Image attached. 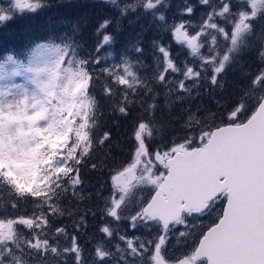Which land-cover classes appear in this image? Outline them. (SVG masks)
Listing matches in <instances>:
<instances>
[{
  "label": "snow or ice",
  "instance_id": "6c2138e0",
  "mask_svg": "<svg viewBox=\"0 0 264 264\" xmlns=\"http://www.w3.org/2000/svg\"><path fill=\"white\" fill-rule=\"evenodd\" d=\"M198 3L211 4L210 15L202 22H173L171 28L172 41L186 48L191 63L177 64L171 48L160 45L162 67L151 77L134 71L127 59L101 67L100 48L113 42L105 33L96 58L68 63L71 91L64 89L67 102L52 119L47 109L23 117L20 123L27 127L10 136L6 146L0 128V190L12 194L0 217V264H264V88L258 87L264 85V42L256 51L259 79L241 86L242 95L230 109L216 100L219 124L187 110L183 135L155 147L150 143L162 132L155 119L161 94L168 104L170 97L184 100L203 81L209 97L223 90L226 70L253 34V21L264 15V0H246V7L235 10L233 0ZM12 5L19 14L39 7L34 0H12ZM162 5L169 7L170 0H143L142 9L156 14ZM193 11L189 5L181 14ZM10 18L0 13V23ZM156 18L168 21L164 12ZM110 23L104 20L101 28ZM32 53L27 65H10L11 76H39L32 66L53 56L61 65L68 60L59 43H38ZM102 79L104 94L112 98L115 93L121 116L137 113L133 155L127 166L109 164L108 156L92 163L93 171L110 179L85 196L84 164L112 138L110 131L96 134L98 102L89 90ZM43 120L49 123L41 127ZM137 193L143 195L137 199ZM192 220L200 225L197 231L189 227Z\"/></svg>",
  "mask_w": 264,
  "mask_h": 264
},
{
  "label": "trees",
  "instance_id": "16d2710c",
  "mask_svg": "<svg viewBox=\"0 0 264 264\" xmlns=\"http://www.w3.org/2000/svg\"><path fill=\"white\" fill-rule=\"evenodd\" d=\"M184 1L170 0L169 7L165 8L162 5L156 10V14H153L144 11L142 3H139L136 6L138 9L133 11L130 10L133 8L132 6L121 4L115 6L109 1L104 2V0H34L39 4L34 12L28 11L19 14L10 2L3 4L0 0V10L9 11L8 15L11 17L9 20L0 23V64L8 60L9 55L15 58L17 62L25 63L33 54V47L38 43H59L67 49L68 54V60L60 67L67 68L68 63L75 66L89 55L96 58L97 45L100 44L105 33H110L113 36V42L100 48L102 61L100 66H112L111 63L108 64L110 62L108 55L111 51L116 54L113 65L123 62L121 57L126 53L129 58L130 55L132 56L130 61L133 62L134 71L141 76L151 77L159 67H162V56L157 51L160 45L171 48L173 59L177 64L183 66V62L191 63L192 61L187 50L175 44L171 36V21L179 16L182 10L181 4ZM193 1L188 0L190 2L188 4L194 6ZM5 5H8L6 9H10H1ZM161 12L167 15V23L156 18V15ZM196 15L193 13L189 18L183 15L184 18L180 19L192 22L191 19ZM262 17L255 21L253 34L247 36L242 43V51L236 54L238 61L230 64L226 70L223 90H216L212 97H209L203 89L207 82L203 81L201 88L193 90L192 94L184 100L175 101V97H170L172 102L168 104L165 103V97L161 94L155 119L158 125L162 126V132L155 141L150 142L153 147L160 144L161 141L168 142L177 135L184 134L183 122L187 120V110L197 113L209 124L214 119L219 124L222 117L217 110L216 100L223 99L221 102L226 104L225 108L230 109L242 95L241 86H249L253 77L259 79L257 73L261 64L256 59V51L261 48L262 42H264V31L261 30L260 34L256 36L254 33L259 24L260 26L264 25ZM104 20L111 21L106 29L101 28ZM138 46L143 48L142 53L135 51ZM136 61L141 63H136ZM245 70H248L250 75L245 76ZM105 84L106 81L103 79L100 82L94 81L93 88L89 91L98 102L96 134L99 137L105 131H110L112 138L106 141L105 146L97 149L91 161H86L84 164L82 172L84 178L83 194L85 196L88 193L94 194L105 180L110 179L106 173L93 171L91 169L92 163H99L102 157L108 156L110 157L109 164L119 165L123 163L126 166L127 163L131 162L133 155L130 137L137 113L134 111L129 117L121 116L117 111L119 105L115 93L112 98L104 94L103 87ZM155 87L157 90H162L161 85H155ZM258 87L264 88V85ZM255 94L254 91L250 93V95ZM193 131H197L195 126ZM107 194L105 191L104 195ZM11 198L10 192L0 190V217L5 215V205L11 201ZM95 202L99 203V201ZM66 222L70 223V221ZM189 223L192 229L193 222L190 221ZM85 247L87 252L91 251L90 246L86 245Z\"/></svg>",
  "mask_w": 264,
  "mask_h": 264
},
{
  "label": "rangeland",
  "instance_id": "374dc122",
  "mask_svg": "<svg viewBox=\"0 0 264 264\" xmlns=\"http://www.w3.org/2000/svg\"><path fill=\"white\" fill-rule=\"evenodd\" d=\"M3 4L6 2H10L12 4V0H1ZM102 1V0H100ZM111 1L115 6L117 5H128L137 7L139 3H143V0H108ZM184 1V0H183ZM233 8L237 7H246V0H244L242 5L235 4L237 0H233ZM190 2L188 0L182 2V10L189 6ZM5 5L1 9H6ZM13 6V5H12ZM212 5L208 6H196L194 5V14H197L196 17L191 19L192 22H202L204 17L210 15L209 8ZM125 8H127L125 6ZM200 8V10H198ZM10 8H7L8 10ZM182 10L177 16V19L171 21L173 26V22L182 21L180 18L183 17L181 14ZM0 13L9 14V11L0 10ZM192 13V14H193ZM189 18V15H185ZM263 16V17H262ZM262 19H264V15H262ZM184 18V17H183ZM261 19V18H260ZM259 20V19H258ZM257 21V20H255ZM253 21V24L255 23ZM262 21V20H261ZM184 22L189 23L190 20H184ZM263 22V21H262ZM223 23V21H221ZM259 23V22H258ZM262 26V25H261ZM260 24L257 27L254 35L257 33L260 34L261 30L264 31V25L261 27ZM192 31H195V28H191ZM258 34V35H259ZM186 50V48H185ZM131 53V51L129 50ZM172 54V53H171ZM34 55V54H32ZM128 54L124 53L121 57V60L125 59L131 60L127 56ZM110 65H113V61L116 59L115 52L111 51L109 53ZM173 58V56H172ZM105 59V58H104ZM107 60V59H105ZM60 58L57 56H53L48 63H42L39 65H33V69L40 73L39 76L34 75L32 72H26L22 75L11 76L10 69L13 63H19L13 58V61L6 60L0 64V68L5 67L4 69H0V109L3 111V116L0 117V128L3 129V140L4 146L7 145V141L12 135H16L20 129V127H27V124H21L23 117L32 116L35 113L44 111L47 109V114L49 119L53 118V114L55 111L61 107L63 104H66V96L64 95V89L67 88L68 91H71L72 85L69 83V75L65 71L66 67H60ZM107 62V61H105ZM132 62V61H131ZM122 62H118L117 64H121ZM28 64V61L24 63ZM116 64V65H117ZM133 64V62H132ZM63 66V65H62ZM147 69V67H146ZM20 109V111H18ZM26 109V111H24ZM66 115V113H64ZM49 123V120L41 121V127L46 126ZM127 166V165H126ZM141 193H137V197L140 196ZM193 228L192 231H197L200 227L199 223L196 220H192ZM208 223V221L206 220Z\"/></svg>",
  "mask_w": 264,
  "mask_h": 264
},
{
  "label": "flooded vegetation",
  "instance_id": "af4514ba",
  "mask_svg": "<svg viewBox=\"0 0 264 264\" xmlns=\"http://www.w3.org/2000/svg\"><path fill=\"white\" fill-rule=\"evenodd\" d=\"M194 2V4L196 5V6H203V5H201L200 3H198V0H194L193 1ZM205 6H208V5H205ZM229 27L231 26V25H228ZM143 195V193H141L140 194V196H138L137 197V199H139L141 196ZM220 211V209H216L215 211H213L212 213H211V217L212 218H215V216L217 215V213ZM205 223H207L206 221H205ZM189 227L191 228V224L189 223ZM172 243L173 244H175V240L173 239V241H172ZM90 248V247H89ZM181 251V248L180 247H177L176 248V252H180ZM119 255V253H117V256ZM88 259H90V257H88Z\"/></svg>",
  "mask_w": 264,
  "mask_h": 264
},
{
  "label": "water",
  "instance_id": "95a60500",
  "mask_svg": "<svg viewBox=\"0 0 264 264\" xmlns=\"http://www.w3.org/2000/svg\"><path fill=\"white\" fill-rule=\"evenodd\" d=\"M208 195H214V193H212V192H209V193H208Z\"/></svg>",
  "mask_w": 264,
  "mask_h": 264
},
{
  "label": "bare ground",
  "instance_id": "6f19581e",
  "mask_svg": "<svg viewBox=\"0 0 264 264\" xmlns=\"http://www.w3.org/2000/svg\"><path fill=\"white\" fill-rule=\"evenodd\" d=\"M111 2V1H110ZM175 7V6H174ZM135 8V7H134ZM138 9V8H137Z\"/></svg>",
  "mask_w": 264,
  "mask_h": 264
}]
</instances>
